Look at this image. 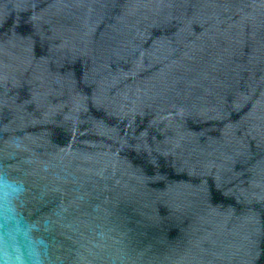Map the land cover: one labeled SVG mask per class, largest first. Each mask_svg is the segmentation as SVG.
Returning a JSON list of instances; mask_svg holds the SVG:
<instances>
[{"label": "water", "instance_id": "water-1", "mask_svg": "<svg viewBox=\"0 0 264 264\" xmlns=\"http://www.w3.org/2000/svg\"><path fill=\"white\" fill-rule=\"evenodd\" d=\"M0 264H264V0H0Z\"/></svg>", "mask_w": 264, "mask_h": 264}]
</instances>
